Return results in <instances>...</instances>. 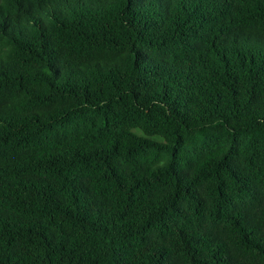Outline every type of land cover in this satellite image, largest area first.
Here are the masks:
<instances>
[{
	"label": "trees",
	"instance_id": "16d2710c",
	"mask_svg": "<svg viewBox=\"0 0 264 264\" xmlns=\"http://www.w3.org/2000/svg\"><path fill=\"white\" fill-rule=\"evenodd\" d=\"M0 264H264V0H0Z\"/></svg>",
	"mask_w": 264,
	"mask_h": 264
}]
</instances>
